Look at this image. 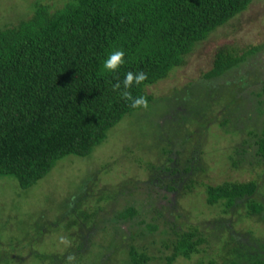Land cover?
<instances>
[{
  "label": "rangeland",
  "instance_id": "1",
  "mask_svg": "<svg viewBox=\"0 0 264 264\" xmlns=\"http://www.w3.org/2000/svg\"><path fill=\"white\" fill-rule=\"evenodd\" d=\"M32 2L0 0V27L29 16L27 7ZM224 46L240 53L250 47L257 50L220 77L204 79L215 50ZM263 89L264 0H257L211 34L182 67L147 87L151 103L126 115L88 156L59 159L45 177L27 189L20 188L12 176H0V264H77V258H86L72 255L85 254L89 248L96 257L105 249L99 246L100 218L107 225L114 224L121 248L126 250V243L139 250L149 246L150 263L163 264L171 249L157 250L160 227L130 239L135 229L142 228L136 225L140 215L147 224L158 223L167 229L197 228L204 239L200 253L189 259L178 257L172 264H209L210 260L229 264L233 259L230 247L235 245L250 248V254L264 260V213L246 217L239 201L223 214L220 206L206 205L202 185L249 180L262 184L264 160L256 154L257 136L249 132L259 133L262 127ZM202 105L208 112L201 114L206 116L202 124L180 120L187 111L193 112L189 120L200 115L195 112L204 113ZM224 118L230 122L220 126ZM183 136L184 146L179 144ZM229 154L232 159H227ZM258 200L264 203L261 193ZM79 201L83 203L79 209L91 213L98 208V216L85 223L78 219L65 228L70 220L69 205L72 213ZM127 208L136 209L139 216L132 220L115 217ZM151 209L162 213L160 221L151 218ZM123 256L104 254L101 263L119 264ZM86 260L90 262L89 256Z\"/></svg>",
  "mask_w": 264,
  "mask_h": 264
},
{
  "label": "trees",
  "instance_id": "2",
  "mask_svg": "<svg viewBox=\"0 0 264 264\" xmlns=\"http://www.w3.org/2000/svg\"><path fill=\"white\" fill-rule=\"evenodd\" d=\"M60 1L58 5L33 0L27 7L31 10L29 16L11 26L0 27V176L14 177L23 189L45 177L59 159L68 155L88 156L126 115L151 103L152 95L147 93V87L182 67L186 58L211 34L257 0ZM117 49L124 52L123 63L115 71L104 70L103 61ZM256 50L257 47H250L240 53L232 46L218 48L203 78L220 77ZM129 71L143 72L145 79L125 89L123 80ZM117 84L120 86L116 87ZM125 92L133 98L143 97L146 106L133 107ZM229 99L231 104L233 100ZM200 112H195L200 115L189 120L193 112L187 111L180 120L202 124L200 121L206 120V116L201 114L208 112ZM229 122L224 118L220 126ZM249 134L257 136L256 154L264 160V119L260 132ZM185 141L186 138L179 144L184 146ZM227 159H232V155ZM261 181L260 185L257 180L202 184L205 203L210 207L220 206L226 214L241 202L246 217L259 216L264 213V203L258 200L260 193L264 197V170ZM81 206L83 203L79 201L72 214L69 205L66 213L70 220L65 228L74 226L78 219L85 223L98 216V208L90 213L79 209ZM151 214L156 221L162 218L157 209H151ZM138 216L134 208L115 215L122 220ZM139 219L136 225L142 228L135 229L130 239L144 235L145 231L154 233L160 227L157 250L171 249L163 264L200 253L204 239L198 236L196 227L180 231L172 225L167 229L158 223L147 224L141 215ZM100 224L99 246L105 249L96 253V257L90 248L85 254L72 255L74 259L89 256L90 262L77 258V264H103V255L108 253L125 255L119 264H151L149 246L139 250L126 243L125 250L113 233L114 224L107 225L101 218ZM230 251L233 259L229 264H241L238 262L241 260L248 261L247 264H264V260L250 254V248L245 250L235 245ZM209 264H213L211 260Z\"/></svg>",
  "mask_w": 264,
  "mask_h": 264
},
{
  "label": "clouds",
  "instance_id": "3",
  "mask_svg": "<svg viewBox=\"0 0 264 264\" xmlns=\"http://www.w3.org/2000/svg\"><path fill=\"white\" fill-rule=\"evenodd\" d=\"M124 52L122 50H114L110 52L107 58L103 61V69L107 71H115L123 63ZM145 79V74L143 72L133 73L131 71L125 74L123 80V85L125 89H128L132 86L133 83L139 84ZM120 85L117 84L116 87ZM124 95L131 100L133 107L146 106V101L143 97L133 98L128 92H125Z\"/></svg>",
  "mask_w": 264,
  "mask_h": 264
}]
</instances>
